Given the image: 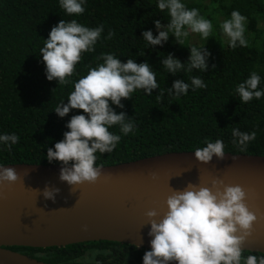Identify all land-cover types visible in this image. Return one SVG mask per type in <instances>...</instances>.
Here are the masks:
<instances>
[{"label":"trees","instance_id":"16d2710c","mask_svg":"<svg viewBox=\"0 0 264 264\" xmlns=\"http://www.w3.org/2000/svg\"><path fill=\"white\" fill-rule=\"evenodd\" d=\"M158 2L85 0V12L69 16L60 7V0H0V135L15 133L20 137L10 152L0 144V165L62 164L59 161L49 163L47 149L54 148L56 142L64 139L63 133L69 131L66 123L73 115L85 114L83 110L73 109L61 118L55 113L54 109L61 101L68 103L67 97L74 90V83L59 85L57 80L49 81L39 53L52 27L62 19H76L89 28L104 26L95 51L82 53L74 74L68 78L73 82L86 76L90 67L103 63L102 59H97L101 54L112 53L122 63L129 58L138 64L147 60L161 88H171L177 79L190 84L192 76L201 77L207 85L203 89L190 88L187 95L180 97L165 92L160 100H157L159 89L153 90L151 96L136 90L131 99H122L123 109L109 102L117 114L123 111L133 118L135 130L125 136L118 125L112 126L109 130L121 135V140L112 153H97L94 166L113 165L166 152L195 151L206 146V138L212 142L222 140L225 152L264 156V97L242 103L235 92L237 85L253 71L261 77L258 90L264 89V0H181L187 8L198 9L200 15L212 22L211 38L222 32L220 25L230 19L232 11L238 10L245 16V30L252 32L253 37L244 33L248 47L237 46L235 49L229 46L226 35L219 34L222 41L214 44L201 40L200 34L192 32H189L185 46L169 40L163 46H148L142 32L151 30L156 36L154 21L160 20L164 27L170 21L167 10L161 12L156 7ZM109 30L114 33L110 39ZM192 46H205L211 53L207 71L193 69L176 75L168 73L162 66V59L171 53L185 63ZM233 127L243 132H256V139L243 152L232 143ZM102 243L109 244L108 241ZM79 244L7 248L49 264H124L126 261L119 257L108 260L112 254L82 255ZM247 255L264 254L244 251L243 256Z\"/></svg>","mask_w":264,"mask_h":264},{"label":"clouds","instance_id":"9594fccd","mask_svg":"<svg viewBox=\"0 0 264 264\" xmlns=\"http://www.w3.org/2000/svg\"><path fill=\"white\" fill-rule=\"evenodd\" d=\"M84 3L85 0H60V7L69 16L80 15L85 12ZM156 7L161 12L167 10L170 21L166 27L162 26L160 20L154 21L158 32L156 36L151 30L142 32L148 46H163L170 34L175 37L176 44L185 46L184 41L189 35L186 27L192 33L200 34L203 39L210 37L212 22L200 15L198 9L187 8L181 0H159ZM246 19L238 10H234L230 19L220 25L232 49L237 46L248 47L244 35ZM103 30V24L89 28L76 19H62L52 27L39 51L49 81L57 80L59 85L74 83V90L67 97L68 103L61 101L55 107V113L61 118L73 109L83 110L87 114L73 115L66 123L69 131L63 133L64 139L56 142L54 148L47 149L49 163H62L59 180L67 182L72 192L85 182L96 183L103 175V168L94 166L98 159L97 153H112L121 140V135L109 130L112 126L118 125L120 133L125 136L134 133L133 118L123 111L117 114L109 102L123 109L122 99H131V94L136 90H143L151 96L153 90L159 89L157 100H160L165 92L169 96L180 97L187 95L190 88L196 90L207 87L201 77L192 76L190 84L177 79L171 88H161L147 60L138 64L135 59L129 58L126 63H122L112 53L101 54L97 59H102L103 63L90 67L87 75L78 81L68 79L74 74L82 53L95 51L94 46ZM113 35L109 30L108 38ZM189 50L186 68L185 63H181L171 53L162 59V66L172 75L181 71L192 72L193 69L207 71V61L211 55L207 48L192 46ZM212 67L215 68V65ZM260 83L261 77L255 71L239 83L235 92L240 101L248 103L254 98L259 100L264 97V89L258 90ZM231 133L232 143L241 152L256 139L255 131L243 132L233 127ZM19 140L20 137L15 133L0 135V144L5 145V150L9 152ZM204 143L206 146L194 151L198 162L207 164L213 156L224 158L225 145L222 140L212 142L206 138ZM151 178L156 180V174L151 173ZM19 180L20 176L14 168L0 166V184L12 185ZM36 191L40 193V190ZM59 192V188L45 185L42 195L55 202ZM246 198L242 186L225 184L220 179H213L211 188L191 182L183 189L171 188V194L164 201L167 211L162 218L156 209L145 213L148 220L146 225L151 226L148 232L151 250L144 253L143 264H264V255L243 256L244 245L257 221V216L245 203ZM81 230L87 232L88 226L83 225ZM135 247L139 248L140 244ZM96 255L93 251L92 256Z\"/></svg>","mask_w":264,"mask_h":264},{"label":"water","instance_id":"95a60500","mask_svg":"<svg viewBox=\"0 0 264 264\" xmlns=\"http://www.w3.org/2000/svg\"><path fill=\"white\" fill-rule=\"evenodd\" d=\"M0 166L12 167L20 176L15 184H0V264H49L8 246L46 248L107 240L140 244L150 251L151 226L145 213L156 209L162 218L171 188L183 189L189 182L211 188L213 179L244 188L245 203L257 216L245 251L264 254L263 155L225 152L223 159L213 156L204 164L194 151H173L99 165L103 175L98 181L85 182L73 192L59 180L62 164ZM45 185L60 189L55 202L42 195ZM83 225L87 232L81 230Z\"/></svg>","mask_w":264,"mask_h":264},{"label":"flooded vegetation","instance_id":"af4514ba","mask_svg":"<svg viewBox=\"0 0 264 264\" xmlns=\"http://www.w3.org/2000/svg\"><path fill=\"white\" fill-rule=\"evenodd\" d=\"M103 241L107 240L80 242V244L77 245L78 250L82 251V255L89 253L91 254L93 251H95L99 255L103 253L112 254V256L108 257V260L110 261L115 260L116 257H119L120 260H126L124 264H143V255L148 250L142 247L137 248L134 245L116 241H108L109 244L105 246L102 243Z\"/></svg>","mask_w":264,"mask_h":264},{"label":"rangeland","instance_id":"374dc122","mask_svg":"<svg viewBox=\"0 0 264 264\" xmlns=\"http://www.w3.org/2000/svg\"><path fill=\"white\" fill-rule=\"evenodd\" d=\"M185 30L191 32L190 29H187V27L185 28ZM220 30H221V29H220ZM193 34H196V33H193ZM219 34H221L222 36H225V34H223L222 32H219V33H218L217 35H215L213 38L209 37V38L207 39L206 42H210V43H211V42L213 41V43L215 44V43H218V41H222V36L219 35ZM246 34H247V36H252V37H253V33L250 32V31H248V30H245V35H246ZM168 40H169V41H175V37H174L173 35L170 34ZM197 40H198V39H197ZM201 40H203V38H201ZM204 40H206V39H204ZM188 41H189V35H188V37L185 39L184 43L186 44Z\"/></svg>","mask_w":264,"mask_h":264}]
</instances>
